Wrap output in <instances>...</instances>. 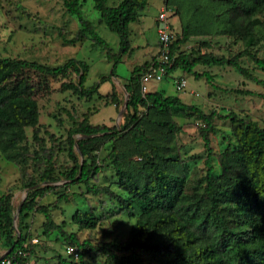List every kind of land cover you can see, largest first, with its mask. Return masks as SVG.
I'll use <instances>...</instances> for the list:
<instances>
[{
    "label": "rangeland",
    "instance_id": "obj_1",
    "mask_svg": "<svg viewBox=\"0 0 264 264\" xmlns=\"http://www.w3.org/2000/svg\"><path fill=\"white\" fill-rule=\"evenodd\" d=\"M119 1L107 0L106 5L112 7ZM230 1L146 0L145 7L138 12L137 21L129 27V51L112 69L111 59H107L104 50L88 37L72 46L62 43L59 33L68 40L79 30L76 19L65 13L62 0H0V58L24 60L52 68L72 58L87 65L83 86L97 85L96 94L86 100L71 90L60 88L61 83L76 81L74 75L51 78L32 71L24 74L30 85L28 92L36 103L38 121L35 127L24 129L27 152L25 164L6 161L0 154V196H10L13 214V233L9 237L0 235V258L6 254L9 242L18 236L17 210L30 192L25 185L30 179L39 184V176L46 170H49L53 183L50 184L51 190L36 198V209L43 208L51 221L66 234L74 233L79 242L85 241L93 248L124 242L137 214L135 210L121 211L116 201L117 197L124 198V195L118 188L110 164L112 148L122 168L129 172L137 184L148 178L145 160L149 158L167 173L183 176L184 192L187 194L201 192L206 170L205 148L200 136L203 125L194 117L173 112L160 117L149 108L138 107L137 121L128 130L119 132L107 143L95 141L89 155L94 159L97 173L88 180V187L110 192L114 197L108 193L91 194L86 192L84 185L67 183L65 176L72 166L67 155V135L82 120L90 126L117 130L126 121L129 114L125 110L128 93L124 87L128 84L131 69L148 63L156 54L155 19L161 8L165 9L169 29L178 40L172 53L174 58L179 55L190 58H232L241 50L248 49L263 59L264 10L254 11L249 16L254 34L228 36L225 30ZM92 6L93 0H82L81 16L91 23L94 32L106 43L108 54L117 55L116 35L98 22V14ZM138 28L140 36H137ZM238 64L254 78L264 80V70L257 68L248 58H240ZM192 72H207L211 76V84L206 83L204 78H193L175 70L169 72L161 82H150L146 87L148 92L175 96L204 115L214 114L211 121L214 132L207 133V139L212 151L210 164L219 173L218 155L228 144H233L230 123L225 116L233 113L264 129V85L242 78L225 65H196ZM176 78L185 80L184 90H174L172 82ZM161 120L172 122L175 131L167 132L159 128L156 122ZM133 134L144 136L146 142L133 145ZM73 138L77 141L81 136L75 134ZM166 158L174 161L164 162ZM77 160L79 164L82 163V157L78 156ZM36 209L28 213L19 225L21 234L25 235L22 258L26 264H56L59 257L76 264H113L100 251L93 252L86 248L82 251L81 259L78 260L76 255L68 257L65 253L68 243L56 232H45L47 225L44 216ZM75 210L93 211L97 217L96 227L89 230L74 225L70 215ZM73 248L75 253L79 251L75 246ZM137 253L142 264H168V259L161 256Z\"/></svg>",
    "mask_w": 264,
    "mask_h": 264
},
{
    "label": "trees",
    "instance_id": "obj_2",
    "mask_svg": "<svg viewBox=\"0 0 264 264\" xmlns=\"http://www.w3.org/2000/svg\"><path fill=\"white\" fill-rule=\"evenodd\" d=\"M81 2L82 0H62L65 13L76 19L79 30L71 39H65L61 33L59 38L62 43L72 46L88 37L104 50L106 58L111 59L113 63V69L120 58L129 51L128 26L137 21L138 12L145 7L146 0H120L112 7L106 5L107 0H93L92 8L98 14V22L117 37L118 53L114 56L108 54L106 43L94 32L91 23L81 16ZM263 10L264 0H231L227 9L229 18L226 34L241 37L253 33V23L249 16L254 11ZM177 43L175 38L170 46L171 56ZM243 57L264 70V58L260 59L250 50L244 49L232 58H190L179 55L173 58L168 72L179 70L193 78H204L206 83L211 84V76L207 72L195 74L192 69L196 65H225L234 69L242 78L264 85V80L254 78L246 68L238 64V60ZM148 63L133 67L130 71L128 84L124 87L128 93L125 110L129 114L119 130L90 126L82 120L68 132L67 155L72 166L65 179L70 185H84L88 193H108L112 197L110 192L88 187V180L97 173L94 159L89 155L90 147L97 140L107 143L108 139L114 138L119 132L128 130L130 125L137 121V108L146 107L156 116L162 117L173 112L185 117H194L202 123L200 136L205 148L206 170L201 192L187 194L184 192L183 176L167 173L149 158L145 160L148 178L137 184L129 172L122 168L115 149L112 148L109 155L110 164L118 188L124 195V198L117 197L116 201L121 211L135 210L137 215L124 242L108 243L97 249L85 241L79 242L74 233L66 234L60 226L51 221L43 208L36 209V198L51 190L50 184L53 183L49 170L43 171L39 176V184L30 179L25 185L30 192L17 210L18 236L9 242L2 260L8 259L10 264H26L22 256L17 255V252L23 253L25 250V235L21 234L19 225L28 213L36 209L44 216L47 225L45 232H56L68 243L67 246H75L79 250L75 253L78 260L86 248L93 252L100 251L113 264H142L137 252L161 256L168 259V264H264V129L259 128L253 121L238 118L233 113L226 115L233 144H228L218 155L219 173H216L210 164L212 151L207 139V133L214 132L211 127L214 114L204 115L195 107L183 104L179 98L164 96L157 91L148 92L141 97L139 77ZM28 71L51 78L74 75L76 81L61 83L60 88L71 90L86 100L96 94L97 89V85L83 86L87 65L72 58L54 68L24 60L0 58V154L6 161L17 165L26 162L24 129L35 127L38 121L36 103L28 92L30 85L24 76ZM114 107L117 108L116 105ZM156 125L167 132L175 131L174 124L168 120L157 121ZM75 134L81 136L77 141L73 138ZM131 141L134 145L146 142V139L144 136L133 134ZM74 147L77 154L74 153ZM78 156L82 157L81 164L78 163ZM163 161L171 163L174 160L166 158ZM41 184L44 186H40ZM12 220L10 196L1 195L0 235L9 237L13 233ZM70 221L79 229L90 230L97 225V217L93 211L75 210L70 215ZM70 256L72 255H68ZM56 264L76 263L59 257Z\"/></svg>",
    "mask_w": 264,
    "mask_h": 264
},
{
    "label": "built area",
    "instance_id": "obj_3",
    "mask_svg": "<svg viewBox=\"0 0 264 264\" xmlns=\"http://www.w3.org/2000/svg\"><path fill=\"white\" fill-rule=\"evenodd\" d=\"M165 9L161 8L158 12L156 23L157 51L152 60L149 61L147 67L143 70L139 77V92L141 97L148 93L146 85L150 82L159 83L169 75L168 70L172 66L173 56L170 55V46L175 41V36L169 29ZM186 82L183 78H176L172 82L175 91H182ZM67 255L75 256V249L67 246L65 249ZM21 255V252H17ZM76 257V256H75ZM0 259V264H10L8 259Z\"/></svg>",
    "mask_w": 264,
    "mask_h": 264
},
{
    "label": "crops",
    "instance_id": "obj_4",
    "mask_svg": "<svg viewBox=\"0 0 264 264\" xmlns=\"http://www.w3.org/2000/svg\"><path fill=\"white\" fill-rule=\"evenodd\" d=\"M138 19V18H137ZM135 23V22H134ZM131 24H133V23H131ZM130 24V25H131ZM130 25L128 26V33H129V27H130ZM137 36H140V29L138 28V32H137ZM155 34H156V32H155ZM157 51V50H156ZM150 53V52H149ZM150 92H153V91H150Z\"/></svg>",
    "mask_w": 264,
    "mask_h": 264
},
{
    "label": "water",
    "instance_id": "obj_5",
    "mask_svg": "<svg viewBox=\"0 0 264 264\" xmlns=\"http://www.w3.org/2000/svg\"><path fill=\"white\" fill-rule=\"evenodd\" d=\"M1 259V258H0Z\"/></svg>",
    "mask_w": 264,
    "mask_h": 264
}]
</instances>
